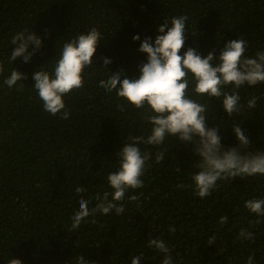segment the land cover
I'll return each instance as SVG.
<instances>
[{"label": "trees", "instance_id": "16d2710c", "mask_svg": "<svg viewBox=\"0 0 264 264\" xmlns=\"http://www.w3.org/2000/svg\"><path fill=\"white\" fill-rule=\"evenodd\" d=\"M181 15L188 17L181 55L193 47L218 56L226 42L240 38L247 42L246 56L264 51V0H0V264H76L81 255L91 264H131L141 254L140 264H162L164 254L148 247L149 239L166 243L173 264H247L249 256L253 264H264V216L244 206L264 199V176L218 181L210 196L200 198L191 180L199 158L192 145L175 138L161 146L167 149L163 162L156 164L154 155L149 161L143 188L127 194L140 195L138 202L126 195L121 215L97 213L69 231L81 197L92 208L97 194L112 191L106 178L119 167L118 152L128 137L146 136L151 127L143 110L121 111L123 102L99 87L100 80L116 71L138 79L139 65L147 62L138 51L143 39L154 42L157 28ZM93 27L102 35L95 63L84 72V87L64 97L69 118L53 116L32 87L33 74L51 73L63 44ZM25 29L42 46L29 62H10L16 47L11 38ZM137 34L140 40H133ZM104 57L111 63L105 66ZM14 68L25 78L10 89L4 81ZM239 94L245 107L231 117L221 101L193 98L207 104L208 126L220 128L225 147L239 144L235 123L251 141L244 151L264 152V83L246 85ZM253 97L259 99L249 109ZM78 186L85 189L80 195ZM222 216L226 223L219 222ZM241 229L254 239L240 238Z\"/></svg>", "mask_w": 264, "mask_h": 264}, {"label": "clouds", "instance_id": "9594fccd", "mask_svg": "<svg viewBox=\"0 0 264 264\" xmlns=\"http://www.w3.org/2000/svg\"><path fill=\"white\" fill-rule=\"evenodd\" d=\"M187 20L185 15L167 19L157 28L154 42L152 37L143 39L138 51L147 55V62L139 65L138 79L128 77L125 72L122 77L120 71H116L111 72L107 79L100 80L99 87L108 93L115 92L123 102L118 104L121 111L128 107L143 110V121L151 127L146 136H129L128 142L119 150V167L109 172L106 178L112 191H105L102 196L97 194V203L92 208L88 207L89 201L81 197L79 209L71 217L70 232L79 229L86 218L97 213H124L126 195L130 190L143 188L142 177L151 167L149 161L153 155L156 164L163 162L167 149L161 146L169 138L193 146L194 157L199 159L195 163L198 171L192 174L191 180L195 194L200 198L210 196L218 187V181L264 176V152L244 151L251 141L239 124L232 126L239 144L225 147L218 134L220 128L208 126L207 104L193 98L199 96L221 101L223 111L229 117L240 113L245 106L240 103L239 89L264 83V51L257 52L255 57L246 56L247 42L240 38L226 42L218 56L215 50L202 55L193 47L187 48L181 55L186 40ZM101 39L102 35L95 27L78 34L63 44L51 73L38 70L33 74L32 87L43 102L44 111L53 116L60 114L61 119L69 118L70 110L66 109L64 97L84 87V72L95 63L93 57ZM133 40H140V35L133 36ZM11 44L16 47L11 52L10 62L22 57L27 63L42 46V40L33 31L25 29L12 36ZM30 45H34L31 52ZM110 63V58H103L105 66ZM3 72V63L0 62V73ZM24 78L14 68L4 83L11 89ZM258 99L253 97L248 100L247 107L255 108ZM141 145L154 147L157 151L153 154L148 147L142 150ZM177 170L180 171L178 167ZM177 187L186 186L180 184ZM84 191L82 186L75 188L77 195ZM127 200L138 202L140 195H127ZM244 206L250 213L264 216V199H249ZM219 222L226 223L227 216H222ZM169 231L174 232L175 228L170 227ZM239 236L254 239L253 233L244 229H241ZM214 240L212 237L208 243L213 244ZM148 247L164 254L162 264H173L171 249L162 239H149ZM142 255L133 256L131 264H140ZM8 264H22V261L11 259ZM76 264L91 262L85 261L81 255L76 258ZM247 264H253L252 256L248 257Z\"/></svg>", "mask_w": 264, "mask_h": 264}]
</instances>
